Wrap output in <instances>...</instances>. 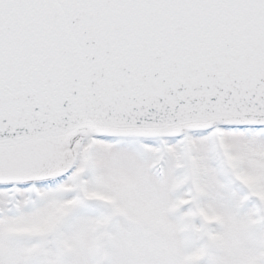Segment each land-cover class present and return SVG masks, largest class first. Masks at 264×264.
Listing matches in <instances>:
<instances>
[{
  "label": "snow or ice",
  "instance_id": "1",
  "mask_svg": "<svg viewBox=\"0 0 264 264\" xmlns=\"http://www.w3.org/2000/svg\"><path fill=\"white\" fill-rule=\"evenodd\" d=\"M0 264H264V0H0Z\"/></svg>",
  "mask_w": 264,
  "mask_h": 264
}]
</instances>
